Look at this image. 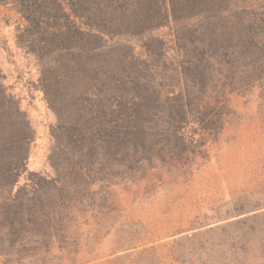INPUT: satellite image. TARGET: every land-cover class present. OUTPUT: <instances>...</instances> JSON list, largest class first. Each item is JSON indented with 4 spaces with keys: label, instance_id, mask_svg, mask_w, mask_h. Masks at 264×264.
<instances>
[{
    "label": "trees",
    "instance_id": "16d2710c",
    "mask_svg": "<svg viewBox=\"0 0 264 264\" xmlns=\"http://www.w3.org/2000/svg\"><path fill=\"white\" fill-rule=\"evenodd\" d=\"M0 5L24 20L18 45L39 63V86L57 119L51 135L67 160L57 173L89 183L92 173H120L113 184L124 191L163 185L155 173H185L218 141L231 93L264 92V0ZM164 29L170 32L157 35ZM33 137L0 73V256L4 247L17 255L34 244L32 250L47 249L37 253L42 264H80L48 254L69 229L57 220L67 208L55 206L68 197L59 181L47 191L53 205L46 209L39 185L29 196L13 192L27 172ZM112 178L98 180L111 185Z\"/></svg>",
    "mask_w": 264,
    "mask_h": 264
},
{
    "label": "rangeland",
    "instance_id": "374dc122",
    "mask_svg": "<svg viewBox=\"0 0 264 264\" xmlns=\"http://www.w3.org/2000/svg\"><path fill=\"white\" fill-rule=\"evenodd\" d=\"M24 23L11 5H0V73L34 132L27 172L13 192L29 196L39 185L44 209L53 205V180L68 192L55 207L67 208L57 220L69 229L48 254L80 264H264V92L231 93L232 113L218 141L185 173H155L163 185L124 191L113 184L120 173H92L89 183L55 170L67 160L51 135L57 119L39 86V63L17 42ZM107 174L113 185L98 180ZM34 247L17 255L4 247L0 264H42L37 253L47 249Z\"/></svg>",
    "mask_w": 264,
    "mask_h": 264
}]
</instances>
